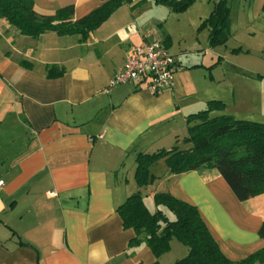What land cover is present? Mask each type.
Wrapping results in <instances>:
<instances>
[{"label": "crops", "instance_id": "crops-1", "mask_svg": "<svg viewBox=\"0 0 264 264\" xmlns=\"http://www.w3.org/2000/svg\"><path fill=\"white\" fill-rule=\"evenodd\" d=\"M197 2L184 12L156 0L123 4L87 39L55 31L32 38L0 19V264H175L188 249L175 248L174 239L159 258L146 242L130 246L136 232L124 228L117 208L139 189L151 211L158 191L196 205L233 260L264 247V193L241 201L218 169L170 174L164 159L161 171L162 159L152 167V184L140 188L135 178L138 153L190 146L187 116L219 98L210 96L204 70L229 55L187 60L204 43L202 54L211 52L210 28L200 26L215 3L201 10ZM71 4L77 20L102 0H34L42 14ZM263 4L244 12L252 37L264 33ZM153 39L174 54V86L159 95L137 82L110 86L134 48ZM242 43L239 54L264 58V43ZM50 67L58 76L48 75ZM223 81L233 86L228 76ZM233 90V105L223 99L225 108L212 114L264 117V91L256 99L257 88L238 97Z\"/></svg>", "mask_w": 264, "mask_h": 264}, {"label": "trees", "instance_id": "trees-1", "mask_svg": "<svg viewBox=\"0 0 264 264\" xmlns=\"http://www.w3.org/2000/svg\"><path fill=\"white\" fill-rule=\"evenodd\" d=\"M135 0H102V4L87 15L75 20L74 5L60 7L54 14L36 11L34 0H0V19L22 35L37 38L55 31L60 35L80 34L87 39L89 33L101 26L113 12ZM176 12H184L196 0H156ZM264 11V4H263ZM231 8L228 0H218L200 29L210 28L212 46L225 44L231 33ZM234 49V51H239ZM217 64L210 65V69ZM55 67L49 76H58ZM262 77L263 75L258 74ZM226 103L212 99L207 107L187 116L188 133L184 141L188 147L178 145L153 152L137 154L135 178L140 188L152 184L157 176L152 167L164 159L170 174H179L203 167L216 168L241 201L264 193V121L237 118L232 114H212L221 111ZM158 208L151 211L144 201L141 189L133 192L118 206L124 228H133L136 235L130 246L146 242L159 258L170 251L173 238L188 247V254L175 264H258L264 263V247L238 259L229 258L211 233L198 207L168 191L154 194ZM168 210L174 214L168 216ZM264 237V221L259 229ZM25 244V243H24ZM158 264V261L155 263Z\"/></svg>", "mask_w": 264, "mask_h": 264}, {"label": "rangeland", "instance_id": "rangeland-1", "mask_svg": "<svg viewBox=\"0 0 264 264\" xmlns=\"http://www.w3.org/2000/svg\"><path fill=\"white\" fill-rule=\"evenodd\" d=\"M196 1H198L196 7H198L201 10H206L208 9V7L210 8V6L214 4L216 0H196ZM263 2L264 0H228V4L231 8L230 16L233 22V24L231 25L232 28L230 29V32L231 34L234 33L233 37H231V39L230 38L228 39L229 41L228 46H224V44H222V46L217 45L214 47L211 46V42H210V50H211L210 55L205 56L204 54H202V51L208 45L204 43L203 49L199 51L198 50L193 51V53L189 54V57L187 59L189 62H194L195 60L204 59V58L205 59L210 58V62L215 61L218 58V56L214 54V51H216L218 55L224 56L226 54L227 57L229 55V59H227L226 62H223L222 64L220 63L221 65L217 68H215V66L211 68L210 73H208L207 70H204L208 77L207 81L210 83L209 84L210 96L217 95L219 97L215 99H222V100L224 99V101H226L227 103L229 102L231 105H233L234 103L233 86H235L237 90L235 93V97L239 96V92H238L239 90L257 88L260 90V92L258 94L256 93L255 97L256 99H259L260 94L264 91V58L259 57V55L256 56V54H247V53L239 54L242 51V49L239 51H234V49H239L240 48L239 46H241V44H244L242 42H246L247 44H250L252 47L255 48H259L263 45L264 33L263 34L258 33L256 37L250 36L247 33V30L244 28V26L246 25V19L244 20L243 18L244 12H246V10H248L249 8H251L252 11H256V12L261 11V6ZM189 47L195 48L191 46ZM198 53L200 55H198ZM257 57L262 58V61L259 62ZM195 72L200 73V71L198 72V70H196ZM195 72H192V74ZM258 74H261L263 76L258 77L260 76ZM226 76L230 78L233 86L224 83L223 79ZM243 92L247 93L248 91H243ZM251 97L252 94H245V98L251 99ZM239 116L241 117L245 116L247 118V114L240 113ZM253 119L263 121L264 117L257 116V117H253ZM157 165H159L157 167V171H161L163 168H165L166 164L162 159L161 161H159V164ZM169 212L170 211L168 210V213ZM170 215H172L171 212ZM173 239H174L173 240L174 247L175 246L185 247L186 249H188V247L182 242H180L177 238L174 237Z\"/></svg>", "mask_w": 264, "mask_h": 264}, {"label": "built area", "instance_id": "built-area-1", "mask_svg": "<svg viewBox=\"0 0 264 264\" xmlns=\"http://www.w3.org/2000/svg\"><path fill=\"white\" fill-rule=\"evenodd\" d=\"M176 65L174 54L161 40H146L134 48L124 66L116 71L110 86L137 82L159 95L174 86Z\"/></svg>", "mask_w": 264, "mask_h": 264}]
</instances>
